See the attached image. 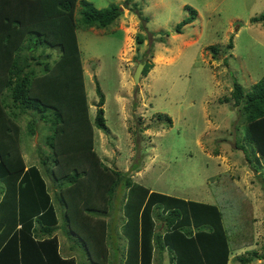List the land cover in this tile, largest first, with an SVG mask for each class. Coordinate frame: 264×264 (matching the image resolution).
<instances>
[{
	"label": "trees",
	"instance_id": "trees-1",
	"mask_svg": "<svg viewBox=\"0 0 264 264\" xmlns=\"http://www.w3.org/2000/svg\"><path fill=\"white\" fill-rule=\"evenodd\" d=\"M122 6L146 19L136 1L122 0ZM184 7L188 13L175 23L176 32L196 14L190 5ZM121 8L115 2L95 7L89 0H0V264H108L105 214L118 187L125 189L119 224L125 264H153V253L159 260L163 250L171 264H227L231 249L254 241L252 205L224 173L215 183L220 186L216 203L206 202L132 182L126 170L106 165L96 153L93 126L107 130L103 93L96 82L98 99L90 120L75 29L77 23L82 28H105ZM250 20L264 24V12ZM142 40L143 36L136 37L137 42ZM53 46L55 57L44 53L45 47ZM209 49L219 50L215 44ZM141 56L140 73L145 74L152 62L146 52ZM230 95L239 105L237 132L242 127L234 145L253 171H261L264 73L246 89L233 80ZM21 113L28 114V133L37 131L39 119L47 128L43 142L49 148L48 162L42 171L23 160L16 121ZM43 175L49 177L50 189ZM260 184L264 191V180ZM55 202L69 247L85 257L78 263L73 255L58 251ZM261 249L259 253L256 247L244 249L246 253L236 259L246 264L253 255L264 258V243Z\"/></svg>",
	"mask_w": 264,
	"mask_h": 264
},
{
	"label": "rangeland",
	"instance_id": "rangeland-1",
	"mask_svg": "<svg viewBox=\"0 0 264 264\" xmlns=\"http://www.w3.org/2000/svg\"><path fill=\"white\" fill-rule=\"evenodd\" d=\"M89 1L95 7L111 2L122 7L105 28H82L77 23L75 29L90 120L98 99L96 82L103 93L107 130L93 126V147L100 160L126 170L132 182L152 190L213 203L220 190L215 184L217 176L224 173L248 198L254 218V241L231 249L227 264H241L236 258L249 247H256L259 253L264 243V191L260 184L264 168L253 171L234 145L242 127L238 133L239 105L233 103L230 90L233 80L246 89L264 73V24L250 20L264 12V0H134L145 20L123 7L122 0ZM185 4L196 14L176 32L175 23L188 13ZM79 8L76 2V19ZM138 35L143 36L141 43L136 41ZM210 44L218 45L217 53L211 52ZM44 49L51 57L57 54L55 46ZM143 52L152 65L133 81V70ZM27 120V113L16 119L22 157L42 171L48 162L49 148L43 142L47 128L39 119L37 131L28 133ZM43 176L49 188V177ZM123 192L124 188L115 189L105 214L108 264H125L124 240L119 235ZM55 207L59 218L53 233L58 251L73 255L78 263L85 257L69 247L71 240L59 226L61 209L56 202ZM158 221L154 219L155 225ZM152 262L171 264L165 250L159 260L154 252ZM246 264H264V258L253 255Z\"/></svg>",
	"mask_w": 264,
	"mask_h": 264
},
{
	"label": "water",
	"instance_id": "water-1",
	"mask_svg": "<svg viewBox=\"0 0 264 264\" xmlns=\"http://www.w3.org/2000/svg\"><path fill=\"white\" fill-rule=\"evenodd\" d=\"M142 65H143V62L141 60L137 61L136 66H135V68L133 70V73H132L133 81H137L138 80L139 74L141 72Z\"/></svg>",
	"mask_w": 264,
	"mask_h": 264
},
{
	"label": "crops",
	"instance_id": "crops-1",
	"mask_svg": "<svg viewBox=\"0 0 264 264\" xmlns=\"http://www.w3.org/2000/svg\"><path fill=\"white\" fill-rule=\"evenodd\" d=\"M251 81H253V79L251 80ZM254 82V81H253ZM149 189H151V188H149ZM56 213H57V211H56ZM57 216H58V213H57ZM59 218V217H58ZM58 241V240H57ZM250 248V247H249ZM65 256H67V255H65Z\"/></svg>",
	"mask_w": 264,
	"mask_h": 264
}]
</instances>
